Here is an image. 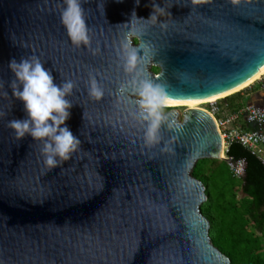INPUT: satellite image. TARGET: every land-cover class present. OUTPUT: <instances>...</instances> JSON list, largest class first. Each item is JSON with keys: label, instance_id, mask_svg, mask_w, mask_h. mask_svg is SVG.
<instances>
[{"label": "water", "instance_id": "obj_1", "mask_svg": "<svg viewBox=\"0 0 264 264\" xmlns=\"http://www.w3.org/2000/svg\"><path fill=\"white\" fill-rule=\"evenodd\" d=\"M61 4L0 0V264H230L210 240L205 186L191 174L198 160H229L214 119L171 108L181 127L162 125L160 143L147 147L135 97L118 91L128 76L117 49L125 39L140 49L143 77L171 100L222 94L264 67V0H81L95 55L70 43ZM29 55L55 83L76 85L65 123L80 145L50 171L41 141L6 127L25 115L7 63ZM90 74L100 100L87 93Z\"/></svg>", "mask_w": 264, "mask_h": 264}, {"label": "clouds", "instance_id": "obj_2", "mask_svg": "<svg viewBox=\"0 0 264 264\" xmlns=\"http://www.w3.org/2000/svg\"><path fill=\"white\" fill-rule=\"evenodd\" d=\"M191 2L195 5L200 0ZM98 7L103 8V4ZM58 11L70 43L76 48L83 45L91 54H97L99 49L90 47L91 38L81 0H62ZM147 19L155 20L154 12ZM140 47L146 55L148 45L142 44ZM139 52L140 49L126 39L120 43L117 56L122 61L121 67L128 79L119 85L118 91L135 97L137 110L132 116L143 124L144 144L152 147L161 141L159 133L162 125L175 130L181 127L174 121H169L165 113V108L180 101L169 99L161 85L143 77L140 65L144 57ZM7 68L13 77L8 81L11 95L22 102L25 115L20 119L7 120L6 127L12 130L17 140L28 136L32 140L41 141L43 165L50 171L69 160L80 145L79 137L65 123L70 118V109L73 107L68 97L72 95L76 85L72 80L55 83L51 70L35 55L21 56L19 61L12 57ZM4 86V82L0 81V89ZM87 93L93 100H100L104 95V88L91 74L87 81ZM2 94L8 95L7 92ZM4 115L5 113H0V117Z\"/></svg>", "mask_w": 264, "mask_h": 264}, {"label": "trees", "instance_id": "obj_3", "mask_svg": "<svg viewBox=\"0 0 264 264\" xmlns=\"http://www.w3.org/2000/svg\"><path fill=\"white\" fill-rule=\"evenodd\" d=\"M240 91L224 98L227 111L249 102ZM226 155L244 159L242 177H234L227 162L218 159H202L205 167L198 160L191 172L205 186L207 199L200 210L209 221L210 240L230 264H264V164L238 142L229 145Z\"/></svg>", "mask_w": 264, "mask_h": 264}, {"label": "built area", "instance_id": "obj_4", "mask_svg": "<svg viewBox=\"0 0 264 264\" xmlns=\"http://www.w3.org/2000/svg\"><path fill=\"white\" fill-rule=\"evenodd\" d=\"M258 90L246 95L253 100L234 111H227L225 97L218 98L209 103L200 104V107L207 111L214 119L222 138L223 154L229 160L227 162L232 174L240 178L244 174V159L234 160L227 156L226 152L232 142H238L251 154L255 155L264 164V106L259 100L264 95V74L257 80ZM253 128H246V125Z\"/></svg>", "mask_w": 264, "mask_h": 264}, {"label": "bare ground", "instance_id": "obj_5", "mask_svg": "<svg viewBox=\"0 0 264 264\" xmlns=\"http://www.w3.org/2000/svg\"><path fill=\"white\" fill-rule=\"evenodd\" d=\"M262 74H264V67H262L256 74H254L251 78H249L248 80H246L245 82H243L242 84H240L239 86L225 92V93H222V94H218V95H215V96H212V97H208V98H204V99H198V100H184V101H180V103H177V104H173V105H170L168 107H175V106H184L185 108H188V109H195L197 108L198 105L202 104V103H209V102H212L218 98H223L225 96H228V95H231L235 92H238L240 91V89L242 90L243 87L246 85L248 86V84L250 85L251 83H253L255 80H257ZM244 87V88H245ZM202 108V107H200ZM215 122V121H214ZM221 155L224 156L223 154V144H222V152H221Z\"/></svg>", "mask_w": 264, "mask_h": 264}, {"label": "rangeland", "instance_id": "obj_6", "mask_svg": "<svg viewBox=\"0 0 264 264\" xmlns=\"http://www.w3.org/2000/svg\"><path fill=\"white\" fill-rule=\"evenodd\" d=\"M245 87V86H244ZM243 87V89L240 91V93H239V96H244V95H246L247 93H252V92H256L257 90H258V82H253V83H251L250 85L248 84V86L246 85V87L244 88ZM253 97V96H252ZM246 101V100H245ZM249 101H250V98H249ZM203 104V103H202ZM246 104V103H245ZM244 104V105H245ZM243 105V106H244ZM167 108H169V109H177L178 110V112H179V116H181V111L185 108L184 106H175V107H167ZM197 108H200V105H198L197 106ZM166 109V108H165ZM198 166H206V163H205V161H203V160H201V161H199V163H198Z\"/></svg>", "mask_w": 264, "mask_h": 264}, {"label": "flooded vegetation", "instance_id": "obj_7", "mask_svg": "<svg viewBox=\"0 0 264 264\" xmlns=\"http://www.w3.org/2000/svg\"><path fill=\"white\" fill-rule=\"evenodd\" d=\"M134 41H135V40H134ZM152 69H154V67H152ZM157 71H158V70H157ZM157 71H156V72H157ZM259 104L262 105V106H264V95H263V96L261 97V99L259 100ZM167 110H169V108H166V109H165V112H166Z\"/></svg>", "mask_w": 264, "mask_h": 264}, {"label": "crops", "instance_id": "obj_8", "mask_svg": "<svg viewBox=\"0 0 264 264\" xmlns=\"http://www.w3.org/2000/svg\"><path fill=\"white\" fill-rule=\"evenodd\" d=\"M252 100H253V97L250 98V101H252Z\"/></svg>", "mask_w": 264, "mask_h": 264}]
</instances>
